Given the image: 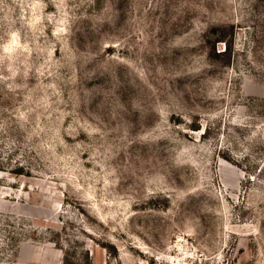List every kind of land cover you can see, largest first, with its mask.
I'll return each instance as SVG.
<instances>
[{"label":"rangeland","instance_id":"obj_1","mask_svg":"<svg viewBox=\"0 0 264 264\" xmlns=\"http://www.w3.org/2000/svg\"><path fill=\"white\" fill-rule=\"evenodd\" d=\"M0 264H264V0H0Z\"/></svg>","mask_w":264,"mask_h":264}]
</instances>
